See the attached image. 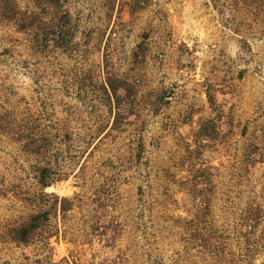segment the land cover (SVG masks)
Returning <instances> with one entry per match:
<instances>
[{
    "label": "rangeland",
    "instance_id": "obj_1",
    "mask_svg": "<svg viewBox=\"0 0 264 264\" xmlns=\"http://www.w3.org/2000/svg\"><path fill=\"white\" fill-rule=\"evenodd\" d=\"M60 13L67 46L20 28ZM42 192L71 201L48 246L8 239ZM18 263L264 264V0H0V264Z\"/></svg>",
    "mask_w": 264,
    "mask_h": 264
},
{
    "label": "trees",
    "instance_id": "obj_2",
    "mask_svg": "<svg viewBox=\"0 0 264 264\" xmlns=\"http://www.w3.org/2000/svg\"><path fill=\"white\" fill-rule=\"evenodd\" d=\"M36 16L37 15L35 14H29L25 18H21L20 28H33V30H35L34 33L40 32V38L37 37V34L35 35L36 40L39 39L43 42L50 39L59 46L68 45L69 36L67 37L65 34L67 33V30H69L68 25L70 23L67 14L60 13L45 21ZM105 85L110 91H114V84L109 78L105 81ZM106 87L104 85L101 86L104 92H106ZM14 134L18 138H22L29 150L35 148L37 138H40V140L45 139L43 133H38L33 128L30 129L28 127L27 129L23 128L14 132ZM36 172V180L42 187L50 185L52 180H54V177L50 175L45 166H38ZM39 196V204L41 205V208L29 213L22 222L8 226L4 231L8 239L20 244L37 242L44 246H48V238L53 232L57 231L56 227L52 229L50 225L51 211L54 214L58 212L60 215H63L67 210V207L69 208L71 205V201L67 197H59L54 193L42 192Z\"/></svg>",
    "mask_w": 264,
    "mask_h": 264
}]
</instances>
